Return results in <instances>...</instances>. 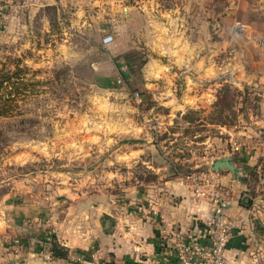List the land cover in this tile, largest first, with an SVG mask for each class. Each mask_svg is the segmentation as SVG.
<instances>
[{"label":"crops","instance_id":"1","mask_svg":"<svg viewBox=\"0 0 264 264\" xmlns=\"http://www.w3.org/2000/svg\"><path fill=\"white\" fill-rule=\"evenodd\" d=\"M159 6L154 0H0L3 37L26 36L38 53L86 65L97 89L123 76L127 94L149 101L156 125L123 141L122 125L104 131L106 147H77L91 156L89 165L36 176L22 194L5 195L0 264H178L174 236L202 235L212 216L187 175L206 168L203 155L214 152L232 158L241 176L215 171L228 202L225 264H264V18L245 38L223 20L213 45L207 25L196 37L195 19L171 17L174 9ZM259 12L264 17V7ZM79 42L91 46L83 50ZM227 78L239 110L231 124L209 123L204 115L220 105ZM232 143L240 150L229 155ZM137 168L151 176L138 178ZM53 241L67 258H53Z\"/></svg>","mask_w":264,"mask_h":264},{"label":"rangeland","instance_id":"2","mask_svg":"<svg viewBox=\"0 0 264 264\" xmlns=\"http://www.w3.org/2000/svg\"><path fill=\"white\" fill-rule=\"evenodd\" d=\"M154 1L159 9H174L175 15L171 17L195 19L196 37L200 31L202 35V27L207 25L204 34L217 42L213 45H219L223 20L228 26L233 25L235 37L245 38L251 36L253 24L261 27L264 18L259 12L264 0ZM78 45L86 50L84 47L90 48L91 43ZM39 48L35 43L32 50L26 36L13 40L0 33V79L5 80L0 86V103L14 106L0 116V200L7 194H22L28 184L35 183V178L48 172H78L91 156L85 158L77 147H91L93 143L106 147L104 131L114 132L122 125L126 134L118 139L123 141L137 128L156 126L150 122L149 101L141 103L133 93L127 94L130 84H125L121 75L115 77L113 85L97 89L86 65L49 57L38 53ZM87 59L91 57L83 62ZM226 80L220 105L204 115L209 123L231 124L239 110L235 108L239 97L236 88L230 78ZM186 118L192 120L196 116L187 112ZM132 172L141 177L151 176L141 168Z\"/></svg>","mask_w":264,"mask_h":264},{"label":"built area","instance_id":"3","mask_svg":"<svg viewBox=\"0 0 264 264\" xmlns=\"http://www.w3.org/2000/svg\"><path fill=\"white\" fill-rule=\"evenodd\" d=\"M3 11L0 7V26ZM110 40L106 37L103 42ZM117 82H120L117 80ZM135 99H139L135 94ZM240 150L237 143L230 146L229 155ZM221 153L203 155L206 158V168L191 170L189 178L193 194L206 200L212 207V216L203 227V234L197 237L177 234L174 236L173 251L178 264H225V250L231 239L230 225L226 215L228 202L223 195V190L218 182L217 173L210 170V163L219 158ZM224 155V153H222ZM10 244L15 251L20 250L18 240L11 239Z\"/></svg>","mask_w":264,"mask_h":264},{"label":"water","instance_id":"4","mask_svg":"<svg viewBox=\"0 0 264 264\" xmlns=\"http://www.w3.org/2000/svg\"><path fill=\"white\" fill-rule=\"evenodd\" d=\"M210 170L214 172L226 170L229 171L235 178H241L239 175V170L234 167L232 158L230 157L213 160L210 164Z\"/></svg>","mask_w":264,"mask_h":264},{"label":"trees","instance_id":"5","mask_svg":"<svg viewBox=\"0 0 264 264\" xmlns=\"http://www.w3.org/2000/svg\"><path fill=\"white\" fill-rule=\"evenodd\" d=\"M47 11L53 13L54 9L51 8H46ZM52 24V23H51ZM123 77V76H122ZM5 81L4 79H0V86L2 85V82ZM1 99V98H0ZM9 108H13L14 106H8ZM7 105H5L4 103H0V116H2L3 114H5L6 112V108H8ZM138 178H140L141 176L136 175ZM51 252H52V256L53 258H60V259H65L68 256V251L66 249H64L63 247H61L58 243L56 242H52L51 243Z\"/></svg>","mask_w":264,"mask_h":264}]
</instances>
